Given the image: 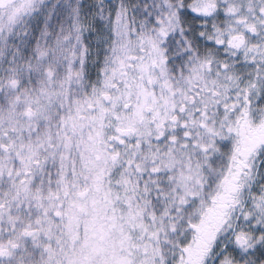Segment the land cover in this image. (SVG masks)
Instances as JSON below:
<instances>
[{
	"label": "snow or ice",
	"instance_id": "6c2138e0",
	"mask_svg": "<svg viewBox=\"0 0 264 264\" xmlns=\"http://www.w3.org/2000/svg\"><path fill=\"white\" fill-rule=\"evenodd\" d=\"M0 264H264V0H0Z\"/></svg>",
	"mask_w": 264,
	"mask_h": 264
}]
</instances>
